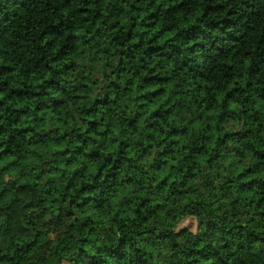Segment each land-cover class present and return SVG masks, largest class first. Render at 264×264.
I'll list each match as a JSON object with an SVG mask.
<instances>
[{"label":"clouds","instance_id":"1","mask_svg":"<svg viewBox=\"0 0 264 264\" xmlns=\"http://www.w3.org/2000/svg\"><path fill=\"white\" fill-rule=\"evenodd\" d=\"M0 264H264V0H0Z\"/></svg>","mask_w":264,"mask_h":264}]
</instances>
